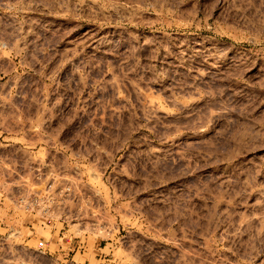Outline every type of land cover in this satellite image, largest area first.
I'll return each mask as SVG.
<instances>
[{"label": "rangeland", "instance_id": "1", "mask_svg": "<svg viewBox=\"0 0 264 264\" xmlns=\"http://www.w3.org/2000/svg\"><path fill=\"white\" fill-rule=\"evenodd\" d=\"M0 264H264V0H0Z\"/></svg>", "mask_w": 264, "mask_h": 264}]
</instances>
